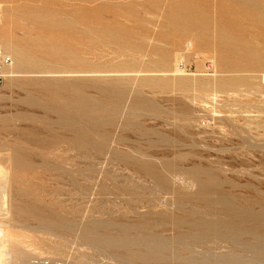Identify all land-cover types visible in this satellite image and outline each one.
Here are the masks:
<instances>
[{
  "label": "rangeland",
  "instance_id": "rangeland-1",
  "mask_svg": "<svg viewBox=\"0 0 264 264\" xmlns=\"http://www.w3.org/2000/svg\"><path fill=\"white\" fill-rule=\"evenodd\" d=\"M0 48V263L264 264V0H0Z\"/></svg>",
  "mask_w": 264,
  "mask_h": 264
},
{
  "label": "built area",
  "instance_id": "built-area-1",
  "mask_svg": "<svg viewBox=\"0 0 264 264\" xmlns=\"http://www.w3.org/2000/svg\"><path fill=\"white\" fill-rule=\"evenodd\" d=\"M12 67V59L8 53L0 48V85L9 75Z\"/></svg>",
  "mask_w": 264,
  "mask_h": 264
},
{
  "label": "bare ground",
  "instance_id": "bare-ground-1",
  "mask_svg": "<svg viewBox=\"0 0 264 264\" xmlns=\"http://www.w3.org/2000/svg\"><path fill=\"white\" fill-rule=\"evenodd\" d=\"M2 40H4V39H2ZM1 40V41H2ZM7 41V40H6ZM6 43V42H5ZM2 44V43H1ZM9 45V44H8ZM11 48H12V46H11ZM10 51H11V49H10ZM9 51V52H10ZM19 51H20V49H19ZM22 52V51H21ZM18 54H20V53H18ZM23 54V53H22ZM15 56H17V54H15ZM24 57V56H23ZM27 58V57H26ZM15 60V59H14ZM15 63H16V60H15ZM12 64H13V62H12ZM20 65H21V63H19ZM175 71L177 72V69H175ZM12 75V73L9 71V75L8 76H11ZM2 196V195H1ZM5 196V195H4ZM2 198V197H1ZM3 201V200H2ZM3 202H1V204H2ZM3 205H4V203H3ZM2 208V207H1ZM0 208V209H1ZM4 212V211H3ZM2 213V212H1ZM1 220V219H0ZM2 221V220H1ZM3 229H4V227H3ZM1 227H0V246L2 245L3 246V244L4 243H6L5 242V238H4V230H3ZM2 251V250H1ZM0 264H2V263H0ZM3 264H4V262H3Z\"/></svg>",
  "mask_w": 264,
  "mask_h": 264
},
{
  "label": "crops",
  "instance_id": "crops-1",
  "mask_svg": "<svg viewBox=\"0 0 264 264\" xmlns=\"http://www.w3.org/2000/svg\"><path fill=\"white\" fill-rule=\"evenodd\" d=\"M10 72L12 73V67H11V69H10ZM12 76H14V74L12 73V75L11 76H8V78L9 77H12ZM7 79V78H6Z\"/></svg>",
  "mask_w": 264,
  "mask_h": 264
}]
</instances>
